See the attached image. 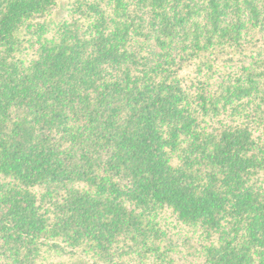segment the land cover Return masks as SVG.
<instances>
[{
  "label": "trees",
  "instance_id": "obj_1",
  "mask_svg": "<svg viewBox=\"0 0 264 264\" xmlns=\"http://www.w3.org/2000/svg\"><path fill=\"white\" fill-rule=\"evenodd\" d=\"M0 264H264V0H0Z\"/></svg>",
  "mask_w": 264,
  "mask_h": 264
}]
</instances>
